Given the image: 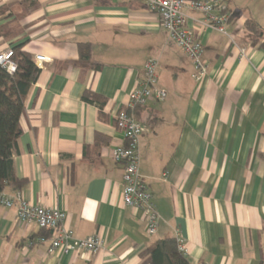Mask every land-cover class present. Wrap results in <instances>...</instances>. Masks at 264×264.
<instances>
[{"label": "crops", "instance_id": "obj_1", "mask_svg": "<svg viewBox=\"0 0 264 264\" xmlns=\"http://www.w3.org/2000/svg\"><path fill=\"white\" fill-rule=\"evenodd\" d=\"M33 1L0 0V52L23 44L35 60L49 59L20 121L14 164L24 183L3 193L64 211L75 239L103 247L51 253V232L0 206V264H143L142 253L168 237L191 264L264 263V40L252 44L246 31L248 20L264 31V0H220L228 36L184 9L204 48L200 82L143 0ZM150 59L166 97L135 115L144 126L140 174L160 218L155 235L124 204L123 166L113 158L124 143L115 115ZM87 92L99 99L86 102Z\"/></svg>", "mask_w": 264, "mask_h": 264}, {"label": "built area", "instance_id": "obj_2", "mask_svg": "<svg viewBox=\"0 0 264 264\" xmlns=\"http://www.w3.org/2000/svg\"><path fill=\"white\" fill-rule=\"evenodd\" d=\"M149 10L156 13L161 22V27L169 38L181 48L191 60L194 67L193 78L200 82L207 75V66L203 61L204 48L194 38L186 25L185 8L199 11L204 15L203 25L222 35L228 36L227 7L220 0H143ZM13 50L0 52V66L13 75L17 66L13 61ZM37 66L42 68L49 59L37 56ZM158 62L150 59L144 68V78L140 88L130 94L126 108L120 109L116 115V127L123 135L124 143L113 151L115 162L123 166L122 197L126 206L136 208L142 212L147 222L150 235H155L159 221L153 195L148 185L140 174V140L144 131L143 124L137 119L135 111L147 105L151 99L163 100L166 97L164 90L157 88ZM0 206L16 208L19 223L33 224L41 230L52 233L49 240V251L52 253L61 250L64 254L73 251L95 253L103 247V242L98 238L75 239L71 230L64 225L67 214L59 209L46 208L28 202L23 194L18 191L15 197L0 194ZM46 238H40V243H45ZM179 244V243H178ZM179 251L186 255L187 250L179 244Z\"/></svg>", "mask_w": 264, "mask_h": 264}, {"label": "trees", "instance_id": "obj_3", "mask_svg": "<svg viewBox=\"0 0 264 264\" xmlns=\"http://www.w3.org/2000/svg\"><path fill=\"white\" fill-rule=\"evenodd\" d=\"M26 3L30 5L34 1L26 0ZM246 31L252 44L262 42L264 31L256 22L248 20ZM261 46L264 47V42ZM23 47V44H19L12 49L13 61L17 66L13 75L0 66V194L8 184L20 187L24 183L16 175L14 157L22 135L20 121L25 111V99L37 82L41 69L34 57L24 51ZM85 51L86 48L81 49V53ZM83 99L92 103L99 97L87 92ZM178 246L175 237L155 242L142 253L143 264H191Z\"/></svg>", "mask_w": 264, "mask_h": 264}, {"label": "rangeland", "instance_id": "obj_4", "mask_svg": "<svg viewBox=\"0 0 264 264\" xmlns=\"http://www.w3.org/2000/svg\"><path fill=\"white\" fill-rule=\"evenodd\" d=\"M262 40H264V37H263V39Z\"/></svg>", "mask_w": 264, "mask_h": 264}]
</instances>
